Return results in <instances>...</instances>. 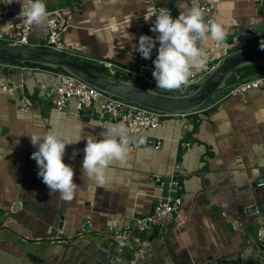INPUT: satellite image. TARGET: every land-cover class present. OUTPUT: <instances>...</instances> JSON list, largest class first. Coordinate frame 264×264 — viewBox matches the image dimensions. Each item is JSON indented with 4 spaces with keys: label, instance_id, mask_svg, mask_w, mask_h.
<instances>
[{
    "label": "crops",
    "instance_id": "crops-1",
    "mask_svg": "<svg viewBox=\"0 0 264 264\" xmlns=\"http://www.w3.org/2000/svg\"><path fill=\"white\" fill-rule=\"evenodd\" d=\"M44 2L48 13L58 11L55 16L66 25L64 43L78 59L112 63L116 73L138 71L133 51L147 35L145 17L157 6L171 7L178 18L194 6L214 4L212 22L228 29L226 46L218 48L209 36L202 47L220 62L264 45V0ZM20 11L16 0H0V43L19 38ZM31 27L34 43L48 36V22ZM22 68L0 71V264L258 262L259 217L247 210H264V89L225 99L228 91L223 92L210 116H169L158 129L129 134L126 163L114 162L99 186L83 175L87 136L101 140L104 127L122 122L103 117L97 108L100 118L87 120L76 114L75 102L58 111L51 102L56 72ZM9 86L18 89L8 91ZM23 92L34 102L28 113L20 110ZM51 132L68 141L82 136L65 149L64 163L73 168L77 185L70 202L50 192L31 158L38 146L29 135ZM158 141L159 147L147 144ZM153 174L162 176L166 186L175 175L183 204L170 234L151 242L137 260L135 253L142 248L117 242L110 233L151 215L161 195Z\"/></svg>",
    "mask_w": 264,
    "mask_h": 264
},
{
    "label": "built area",
    "instance_id": "built-area-1",
    "mask_svg": "<svg viewBox=\"0 0 264 264\" xmlns=\"http://www.w3.org/2000/svg\"><path fill=\"white\" fill-rule=\"evenodd\" d=\"M196 7H199L204 12L205 17H208L206 22L212 21L211 15L215 10L214 4L204 3ZM160 8L169 10L172 18L176 19L175 12L171 7H155L146 18L148 28L146 36L152 37L153 39L159 35V33H153L151 28L156 21V17L154 15L159 14ZM56 13H58V11L49 13L48 36L45 39L34 43L32 41V27L21 23L17 27L19 38L12 40L10 44L44 48L66 54L68 52V48L63 40L66 25L59 17L55 16ZM158 47L159 43L157 42L156 47L152 51L151 58L144 59L138 52L137 46L133 51V58L138 64V71H126L125 74L134 78H142L145 71L154 68L153 61L158 55ZM72 55L77 58L74 52H72ZM207 57V66L203 70L197 71L195 68L192 69L193 75L190 77L189 84L181 87L184 88L185 91L200 86L208 75L216 70L220 65L221 62L215 60L209 54ZM100 65L109 70L111 75L116 74L115 66L112 63L100 62ZM22 67L23 71L27 70L26 67ZM16 68H19V65L12 64L11 62L0 61V71L7 70L8 72H11ZM129 73H133L134 76ZM56 79L57 83L51 102L58 111L65 112L68 109L69 104L73 102L76 104V114H80L82 111H94L97 108L103 117H107L112 121H120L124 123L129 129V134L132 136L158 129L161 126L162 120L171 116L146 109L126 100L109 96L89 86L78 78L64 72L56 73ZM7 89L8 91H12L17 90L18 88L9 86ZM255 89H264V76L239 83L230 89L223 98L237 97ZM218 103L219 101L216 100L215 103L211 104L212 106L209 105L202 111L196 113L201 114L203 111L216 106ZM33 105L34 102L32 99L29 98L25 92H23L20 106L21 112L28 113L32 109ZM183 117H186V115H183ZM147 144L151 146L156 145L157 147L161 146L160 141L147 142ZM150 178L153 183L157 185V189L161 193V195L157 196V203L151 215L144 218H135L131 227H125L110 233L113 239L117 242L124 244L134 242L137 244V247L142 248L139 253H135L137 260L142 259V254L146 252L151 242L164 241V239L170 234L171 230L174 229L173 225L175 219L178 216L179 210L183 204L182 198L177 192L179 188V181L175 175H172L171 181L167 186L160 175L153 174ZM256 215L259 217L256 231V244L260 249V259H258L256 264H264V210H256ZM152 235L155 236L150 237ZM140 236H143L144 240L139 238Z\"/></svg>",
    "mask_w": 264,
    "mask_h": 264
},
{
    "label": "clouds",
    "instance_id": "clouds-1",
    "mask_svg": "<svg viewBox=\"0 0 264 264\" xmlns=\"http://www.w3.org/2000/svg\"><path fill=\"white\" fill-rule=\"evenodd\" d=\"M21 4L19 18L22 23L32 26H42L49 21V13L44 0H16ZM13 0H7V4ZM196 3V0H193ZM155 24L151 28L153 33L159 35L153 39L149 36L139 38L138 52L144 59H150L153 49L159 43L158 55L153 61L152 75L157 82V88L163 90H179L187 86L192 69L203 70L207 66V54L202 47L210 36L218 48L226 46L228 29L221 23L205 22L204 12L199 7H192L187 15L180 14L173 19L167 9L160 8ZM146 19V17H145ZM147 20V19H146ZM11 24L3 28L8 30ZM264 48V45H262ZM101 135L103 139L97 140L94 136H87L82 164L83 175L99 186L107 181V173L114 162L124 165L131 151L129 129L124 123L104 127ZM32 145L38 146V151L32 154L40 169L38 175L50 192H57L60 198L70 202L74 198L77 185L73 182L74 170L64 163L67 145L77 144L81 141L79 136L68 141L55 132L46 134H31ZM143 143V140L140 141ZM77 153H73L75 156Z\"/></svg>",
    "mask_w": 264,
    "mask_h": 264
},
{
    "label": "water",
    "instance_id": "water-1",
    "mask_svg": "<svg viewBox=\"0 0 264 264\" xmlns=\"http://www.w3.org/2000/svg\"><path fill=\"white\" fill-rule=\"evenodd\" d=\"M0 61L61 70L109 96L162 114L187 116L202 111L210 100H218V94L227 88L229 80L239 69L250 66L264 68V48L245 49L224 58L218 68L191 94H187L184 88H157V82L152 75L154 68L145 71L142 78L132 80H121L114 75L95 71L85 66L82 59L74 57L71 49L63 54L44 48L0 43ZM216 110L217 107L213 106L201 114L210 116ZM80 116L87 120L100 118L99 113L90 110L80 112ZM17 207L18 204L15 209ZM247 212H256V209L252 207Z\"/></svg>",
    "mask_w": 264,
    "mask_h": 264
},
{
    "label": "trees",
    "instance_id": "trees-1",
    "mask_svg": "<svg viewBox=\"0 0 264 264\" xmlns=\"http://www.w3.org/2000/svg\"><path fill=\"white\" fill-rule=\"evenodd\" d=\"M11 63L15 64V65H19V66H24V67L43 68V69H46V70L54 71L56 73L62 72L61 70H54V69H51V68H45V67H41L39 65H32V64H25L24 65V64H21L19 62H11ZM83 64L85 66H87L88 68H91V69H93L95 71H98V72H101V73H104V74H109L107 69L105 67H103L102 65H100V64L89 62V61H83ZM114 76L116 78H118V79H121V80H132L133 79L132 76H129V75L121 73V72H117ZM261 76H264V68L260 67V66H250V67H244L242 69H239L237 71L236 75H234L229 80L227 88L225 90H223L222 92H220L218 94V97H219V95H221V93L229 91L230 89H232L233 87H235L236 85H238L241 82L249 81V80H252L254 78L261 77ZM198 87L189 89V90L186 91V93L187 94H191V93L195 92ZM213 102H214V100H210L209 103L204 108L208 107ZM190 116H192V115H190ZM223 264H241V263H240L239 259H236V260L229 261V262H223ZM250 264H252V263H250Z\"/></svg>",
    "mask_w": 264,
    "mask_h": 264
},
{
    "label": "rangeland",
    "instance_id": "rangeland-1",
    "mask_svg": "<svg viewBox=\"0 0 264 264\" xmlns=\"http://www.w3.org/2000/svg\"><path fill=\"white\" fill-rule=\"evenodd\" d=\"M5 44H8V42H6ZM129 74L134 76V74H133V73H129Z\"/></svg>",
    "mask_w": 264,
    "mask_h": 264
}]
</instances>
